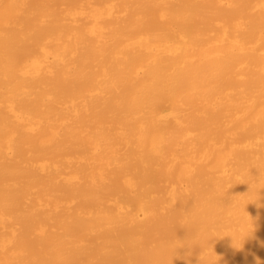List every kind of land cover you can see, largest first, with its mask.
Listing matches in <instances>:
<instances>
[{
    "label": "bare ground",
    "instance_id": "bare-ground-1",
    "mask_svg": "<svg viewBox=\"0 0 264 264\" xmlns=\"http://www.w3.org/2000/svg\"><path fill=\"white\" fill-rule=\"evenodd\" d=\"M264 264V0H0V264Z\"/></svg>",
    "mask_w": 264,
    "mask_h": 264
},
{
    "label": "clouds",
    "instance_id": "clouds-1",
    "mask_svg": "<svg viewBox=\"0 0 264 264\" xmlns=\"http://www.w3.org/2000/svg\"><path fill=\"white\" fill-rule=\"evenodd\" d=\"M257 264H259V261H257Z\"/></svg>",
    "mask_w": 264,
    "mask_h": 264
}]
</instances>
